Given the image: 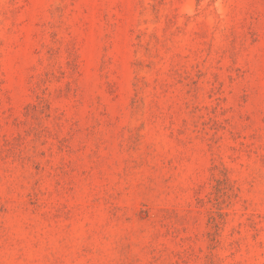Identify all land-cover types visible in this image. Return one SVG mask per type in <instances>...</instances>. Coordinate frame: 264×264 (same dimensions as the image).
Instances as JSON below:
<instances>
[{"label":"rangeland","instance_id":"rangeland-1","mask_svg":"<svg viewBox=\"0 0 264 264\" xmlns=\"http://www.w3.org/2000/svg\"><path fill=\"white\" fill-rule=\"evenodd\" d=\"M0 264H264V0H0Z\"/></svg>","mask_w":264,"mask_h":264}]
</instances>
